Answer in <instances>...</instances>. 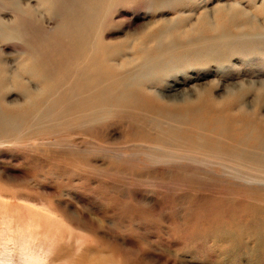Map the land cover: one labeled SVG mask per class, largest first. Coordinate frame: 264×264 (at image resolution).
Masks as SVG:
<instances>
[{
    "label": "rangeland",
    "instance_id": "1",
    "mask_svg": "<svg viewBox=\"0 0 264 264\" xmlns=\"http://www.w3.org/2000/svg\"><path fill=\"white\" fill-rule=\"evenodd\" d=\"M263 142L264 0H0V264H264Z\"/></svg>",
    "mask_w": 264,
    "mask_h": 264
},
{
    "label": "bare ground",
    "instance_id": "2",
    "mask_svg": "<svg viewBox=\"0 0 264 264\" xmlns=\"http://www.w3.org/2000/svg\"><path fill=\"white\" fill-rule=\"evenodd\" d=\"M235 9V8H234ZM14 12L16 13L15 15V17H16V20L14 21V23L13 24H18L19 25V23L20 24H22V23H24V24H28L30 21H32V20H34L35 19V17H34V12L32 11V10H30V9H23V8H21L20 6H18V5H16V6H14ZM23 16L26 18V20H19V19H22L23 18ZM89 19V18H88ZM40 23V22H39ZM11 24V23H10ZM217 29V28H216ZM218 29H225L224 27H223V25H220L219 27H218ZM35 31V30H34ZM81 35V34H80ZM222 36V35H221ZM38 38V37H37ZM45 38H46V36H45ZM69 38V37H68ZM75 38H77V37H75ZM80 39V38H79ZM93 39V38H92ZM28 40H30L31 41V43H32V41H33V39L32 38H28ZM48 41V40H47ZM76 42V41H75ZM74 42V43H75ZM76 44V43H75ZM170 45V44H169ZM182 46V45H181ZM70 47V46H69ZM73 48H75L74 46H73ZM77 54V53H76ZM108 58V57H107ZM147 58V57H146ZM28 60V62L29 63H27V65L26 64H24L23 66H22V70L23 71H25V72H28V71H30V70H32V66H33V62L31 61V58L30 59H27ZM46 60V59H45ZM144 60V59H143ZM58 63H60V62H58ZM92 64V63H91ZM127 64V63H126ZM49 65V64H48ZM115 66V65H114ZM127 66H128V64H127ZM152 67V66H151ZM140 68V67H139ZM54 71V70H53ZM83 72V71H82ZM150 72V71H149ZM17 74V73H16ZM140 74V73H139ZM20 75V74H19ZM51 75V74H50ZM141 76V75H140ZM17 77V76H16ZM125 77V76H124ZM18 79V78H17ZM133 79V78H132ZM135 79V78H134ZM20 80V79H19ZM18 80V81H19ZM22 80V79H21ZM79 82V81H78ZM123 82V81H122ZM79 84V83H78ZM107 84H108V82H107ZM112 84V83H111ZM98 85V84H97ZM106 85V84H105ZM117 85V84H116ZM74 86V85H73ZM69 87V86H68ZM104 87V86H103ZM110 87V86H109ZM118 87V86H117ZM27 92V91H26ZM30 92V91H29ZM109 92V91H108ZM44 93H45V91H44ZM101 93V92H100ZM83 94V93H82ZM103 95V94H102ZM104 96H105V94H104ZM36 98V97H35ZM94 99H95V97H94ZM109 99V97L106 99V100H108ZM101 100V99H100ZM86 101V100H85ZM105 101V100H104ZM107 102V101H106ZM117 102V101H116ZM82 103V102H81ZM103 103V102H102ZM192 103V102H191ZM77 106V105H76ZM82 106V105H81ZM92 109V108H91ZM96 113V112H95ZM45 114V113H44ZM49 114V113H48ZM46 116V115H45ZM15 125V124H14ZM16 126V125H15ZM17 127V126H16ZM262 144V145H261ZM261 144H259L260 145V150L262 151H264V142L263 143H261ZM258 145V146H259ZM254 147H256V145L254 146ZM252 151H254V150H252ZM234 152H236V151H233V153H231V154H228L226 151H219V150H217V151H213L211 154H208L207 156H209L210 158H215L216 160H223V161H220V162H222V163H224V161H227V162H232V163H234V164H236L237 166H242V167H247L248 169H251V170H263L264 171V159H260V160H258V157L256 156L257 154H255L254 155V153L253 152H251L250 154H249V156H250V158H249V161H247L246 159H243V158H239V157H234L235 156V154H237V153H234ZM228 157V158H224V157ZM237 171V170H236ZM238 172H239V174L240 175H242V176H244V177H246L247 179H252V177H250V176H248V172L246 173L245 171H239L238 170ZM245 174H247V175H245ZM251 175V174H250ZM257 183H264V180L262 181H257ZM262 185H264V184H262ZM31 253V252H30Z\"/></svg>",
    "mask_w": 264,
    "mask_h": 264
}]
</instances>
